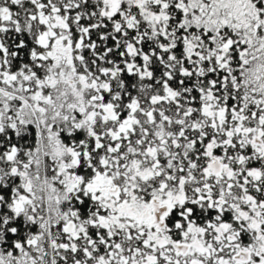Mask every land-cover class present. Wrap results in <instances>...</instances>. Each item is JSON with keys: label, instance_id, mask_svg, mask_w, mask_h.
Wrapping results in <instances>:
<instances>
[{"label": "snow or ice", "instance_id": "1", "mask_svg": "<svg viewBox=\"0 0 264 264\" xmlns=\"http://www.w3.org/2000/svg\"><path fill=\"white\" fill-rule=\"evenodd\" d=\"M0 264H264V0H0Z\"/></svg>", "mask_w": 264, "mask_h": 264}]
</instances>
